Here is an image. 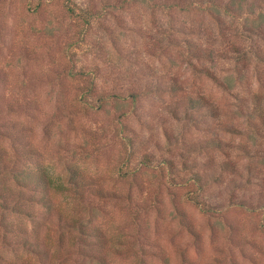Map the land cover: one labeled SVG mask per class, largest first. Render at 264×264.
<instances>
[{
	"label": "rangeland",
	"instance_id": "1",
	"mask_svg": "<svg viewBox=\"0 0 264 264\" xmlns=\"http://www.w3.org/2000/svg\"><path fill=\"white\" fill-rule=\"evenodd\" d=\"M200 1L0 0V163L51 184L0 264H264V0Z\"/></svg>",
	"mask_w": 264,
	"mask_h": 264
},
{
	"label": "trees",
	"instance_id": "2",
	"mask_svg": "<svg viewBox=\"0 0 264 264\" xmlns=\"http://www.w3.org/2000/svg\"><path fill=\"white\" fill-rule=\"evenodd\" d=\"M175 4L176 1H174ZM173 3V5H174ZM201 8L205 9L208 13L215 12L216 16L220 15V13H231L234 12L237 14L240 10H242V7H232L231 5L235 4V0H203L200 1ZM73 11V9L71 8ZM237 11V12H235ZM240 13H238L239 15ZM218 18V17H217ZM219 20V18H218ZM21 170V171H20ZM79 177L75 170H70V173L68 175V182L72 184H77L79 182ZM12 183V184H11ZM17 185L16 189L13 187L14 185ZM51 186L50 184V178L47 174V172L42 169L38 172L34 173L30 170L24 171L22 169L17 168L15 165H7L6 162L0 163V225H2L5 228H11L9 229L10 232H13V234H17L18 230H16L12 223H8L4 219V213L6 212H14V213H23L24 209L20 202H23V200L26 201H33V200H42L41 195H35L32 192L25 191L26 188L31 189L32 187L34 190H38L42 192L44 189H49ZM46 202V201H45ZM3 238V237H2ZM6 241L10 242L9 237H6ZM16 240L15 242L27 247L28 249L37 251L39 253H36L42 257H46L47 251L44 250V247L39 246L36 244L33 240L29 238V235L27 233H24L21 231L20 235L13 238V240Z\"/></svg>",
	"mask_w": 264,
	"mask_h": 264
}]
</instances>
